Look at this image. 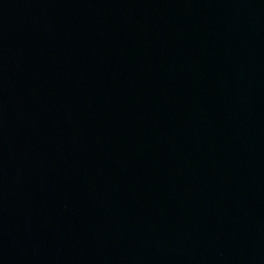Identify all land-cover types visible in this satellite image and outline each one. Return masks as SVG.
<instances>
[{
    "label": "water",
    "instance_id": "obj_1",
    "mask_svg": "<svg viewBox=\"0 0 264 264\" xmlns=\"http://www.w3.org/2000/svg\"><path fill=\"white\" fill-rule=\"evenodd\" d=\"M0 264H264V0H0Z\"/></svg>",
    "mask_w": 264,
    "mask_h": 264
}]
</instances>
